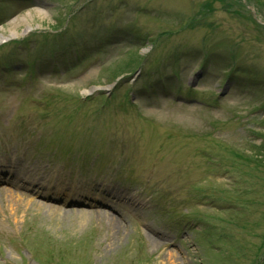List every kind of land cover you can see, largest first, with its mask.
<instances>
[{
	"label": "rangeland",
	"instance_id": "1",
	"mask_svg": "<svg viewBox=\"0 0 264 264\" xmlns=\"http://www.w3.org/2000/svg\"><path fill=\"white\" fill-rule=\"evenodd\" d=\"M17 1L20 0H0V10L7 13L0 11V34L8 37L9 41L22 39L32 32L58 30L64 25L70 9L79 7L84 0H26L13 4ZM136 3L146 4L148 7H139L148 9L147 12L136 13ZM198 13L203 15L197 25L179 35L161 39L159 55L154 61L159 71L156 75L150 72L155 68L145 67L144 63L135 64L133 61L132 67L124 68L132 60L125 54L126 41L123 38L112 39V35V40L107 37L109 30L114 28L137 31L136 27H149L155 33L163 29L178 30L185 17ZM86 14L102 20L94 27L93 41L99 47H108L100 48L96 59L110 63L102 72L90 57L83 68L72 71L78 75L75 79H71L72 76L66 79L65 75L51 76V68H46L49 78L44 82L38 81L39 87L47 88L45 94L49 93L44 100H49L52 93L83 98L91 90H106L116 76L138 68L141 72L146 70L143 75L150 79L164 76L160 73L163 54L184 47L190 60L179 63L183 84L190 83L198 90H215L218 96L211 99L218 101L214 104L218 110L208 111L190 104L166 105L165 108L161 105L164 100L156 96V101L153 98L143 102L144 110L139 108L144 117L154 121L149 124L155 130L143 129L145 125L130 113L111 114L114 124L122 127L121 136L123 141H128L127 148L118 151L106 142L102 153L107 156L108 166L97 167L98 160L95 165L88 164L85 177L79 170L67 171L65 177L63 173L57 177L63 186L67 177L79 179L75 186L82 188L71 192L75 195L73 198L84 200L80 194L91 192L89 197L102 201L105 208L59 206L62 210L57 214L39 208V198L33 199L14 190L8 194L6 189H0V264H33L25 252L10 249L9 244L19 235L31 244L46 242L55 252V257L63 259V264H68V261L75 264H264V256L263 261H259L264 251V172L243 158L236 160L234 154L241 157L255 155L253 149L259 143L258 137L264 133V125L256 127L246 117V110L264 99V88L243 78L244 73H252V66L255 70L264 68V0H96L83 15ZM149 19H155L153 27L149 25ZM79 20L75 23L78 29L75 28L77 30L73 34L76 45L80 44ZM84 24L91 25L86 20ZM12 31L15 37L9 39ZM203 36L208 39L206 45L213 55L199 66L196 61L200 52L197 51L203 43ZM229 41L238 46L236 60L240 66L236 69L233 83L229 80L219 83V72L229 64L232 54L228 56V51L234 50L229 49ZM151 44L156 46L157 41L153 40ZM148 50V47L144 48L143 52ZM171 74L168 66L166 75ZM157 79L159 84L162 83L160 78ZM139 81L142 85L146 79ZM9 90L5 91L0 83V153H12L14 148L17 151L29 148L26 167L42 172L45 165L41 161L48 160L50 150L58 149L57 143L46 140L54 131L52 119L48 122L49 117L44 118L48 111L53 113L55 104L40 102L31 107L32 91ZM114 94H118V90ZM129 95L128 88L118 97L128 105ZM175 96L181 97L178 99H202L197 92L188 96L181 91ZM90 109L80 106L76 115L82 121L94 124L92 112L95 109L92 108V112ZM260 114L264 119V110ZM91 123L80 124L79 130L85 131ZM158 123L160 127H156ZM60 125L59 133L78 130L72 117ZM141 131L151 141H157L160 133L185 132L190 138L183 140L184 143L191 141L193 135L205 139L207 134H215L217 139H223L222 143L229 150L224 154L225 160L219 162L220 151L213 149L215 163L218 164L212 166L205 158L194 159L183 147L179 148L178 154L164 158V152L169 150L168 147L173 149L172 145L158 153L153 142H148L147 148L146 143L139 139ZM31 137L34 142L28 139ZM39 141L43 144L36 148ZM42 146L47 150L37 152L36 149ZM178 147L177 144L175 148ZM183 161L189 166L192 165L190 162H198L201 168L195 174L178 170ZM226 161L232 163L231 168L228 167L230 175L220 166ZM18 167L24 169L21 164ZM125 168L136 169L132 173L135 184H131L130 174H123ZM207 170H212L210 176ZM48 171L51 173L53 169ZM90 181L99 184H85ZM151 193L155 195L151 196ZM42 202L56 206L48 201ZM182 222L183 226H176Z\"/></svg>",
	"mask_w": 264,
	"mask_h": 264
},
{
	"label": "bare ground",
	"instance_id": "2",
	"mask_svg": "<svg viewBox=\"0 0 264 264\" xmlns=\"http://www.w3.org/2000/svg\"><path fill=\"white\" fill-rule=\"evenodd\" d=\"M29 29V27H27V29L26 30H28ZM15 32L14 31H12V33L10 34V36H9V39L10 38H12V37H15V35H13ZM8 39V37H4L2 34H0V43H2L3 41H5V40H7ZM45 209H47V211H51V212H54V213H59V212H57V211H59L58 209H56V211H53L52 209V207H45Z\"/></svg>",
	"mask_w": 264,
	"mask_h": 264
}]
</instances>
